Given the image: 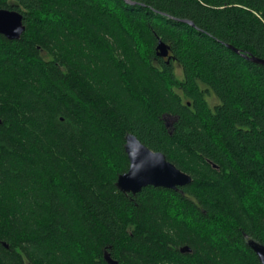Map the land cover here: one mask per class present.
Returning a JSON list of instances; mask_svg holds the SVG:
<instances>
[{
	"label": "trees",
	"instance_id": "obj_1",
	"mask_svg": "<svg viewBox=\"0 0 264 264\" xmlns=\"http://www.w3.org/2000/svg\"><path fill=\"white\" fill-rule=\"evenodd\" d=\"M128 1L0 0V264H260L264 0ZM127 134L190 184L121 193Z\"/></svg>",
	"mask_w": 264,
	"mask_h": 264
},
{
	"label": "water",
	"instance_id": "obj_2",
	"mask_svg": "<svg viewBox=\"0 0 264 264\" xmlns=\"http://www.w3.org/2000/svg\"><path fill=\"white\" fill-rule=\"evenodd\" d=\"M126 2L131 3L128 0ZM24 29L20 13L0 10V35L8 40H18ZM156 51L160 58L169 59V48L164 43L159 41ZM250 61L264 65L263 60L255 57H251ZM124 150L129 167L125 173L118 176L116 181L117 189L123 194L135 195L148 186L177 190L191 182V177L177 169L162 153L151 151L132 134L125 136ZM247 245L255 253L260 264H264V246L251 240L247 241ZM181 252H190V250L184 247ZM104 259L108 264H116L107 253Z\"/></svg>",
	"mask_w": 264,
	"mask_h": 264
},
{
	"label": "rangeland",
	"instance_id": "obj_3",
	"mask_svg": "<svg viewBox=\"0 0 264 264\" xmlns=\"http://www.w3.org/2000/svg\"><path fill=\"white\" fill-rule=\"evenodd\" d=\"M176 73H177V75L179 76V70H178V69L176 70ZM170 122H171V119H168V120H167V123H170Z\"/></svg>",
	"mask_w": 264,
	"mask_h": 264
}]
</instances>
